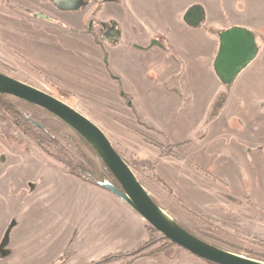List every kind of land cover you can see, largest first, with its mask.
Segmentation results:
<instances>
[{
    "label": "rangeland",
    "instance_id": "1",
    "mask_svg": "<svg viewBox=\"0 0 264 264\" xmlns=\"http://www.w3.org/2000/svg\"><path fill=\"white\" fill-rule=\"evenodd\" d=\"M48 1L0 0V5H2L0 6V36L15 39L25 38L23 40L31 37L32 41L43 47L50 45L48 41L51 39L55 40L46 32L52 31L66 37L64 36L66 31H62L59 25L44 23L28 11L29 9L37 10L53 15V5ZM74 16L80 21V14L77 16L75 13L67 14L69 19ZM84 18L87 19V16ZM41 30L45 33L44 35L38 33ZM86 35L84 34L83 37L92 44L91 36ZM45 42L48 44H44ZM18 43L19 45L16 46L20 50L30 46V44L26 46L20 39ZM75 44L68 42L62 50L68 49L73 52L76 56L75 60H79L78 57L84 60L80 54L77 55ZM3 45L8 53H13L15 50L11 46ZM34 47L32 48L34 49ZM0 50L2 49L0 48ZM38 51L44 59L40 58V60L48 65L45 68L50 72L49 76L54 77L59 83V88L55 89L43 79L34 76L35 73L30 68L27 69L31 74L19 69L13 75L68 102L97 123L129 160L145 164L146 168L142 171L140 168L130 166L149 189V192L174 219L193 227L196 221L200 220L198 215H204L214 226L218 227V231H223L224 236L235 244L231 248L232 250L246 257L264 261V183L262 184L264 171L259 170L255 154L246 158L239 154L236 155V153L234 156L224 154L221 147L213 150L210 147L208 150H203L204 155L201 157L206 162L205 168L208 170L198 169L201 174L206 176L210 189L225 198L226 203L223 207L226 210L223 209L225 211L223 216H227V221L230 224L225 220L211 218L201 211H196L187 206L174 192V188L170 184L171 182L173 184L174 180L171 173L173 167L165 164L160 166L159 169L163 174L157 170L160 148L147 143L138 133L135 134L128 129L126 124L147 133L164 144H167L169 140L161 139L160 135L146 131V128L140 124L137 115L119 96V88L107 84L114 82L113 79L108 78L105 71L101 72L96 69L95 61L84 60V63L95 66V72L87 70L91 76L81 77L80 75L79 77L76 72L61 68L62 62L65 61L60 59L64 56L63 54L54 55L55 51L50 52L42 48H39ZM66 53L68 51H65L64 54L66 55ZM27 56L30 60L35 57L39 59L38 55L28 54ZM18 57L10 60L16 62L18 67L25 69L27 67L25 62L21 61L20 56ZM67 58L71 59L72 57ZM140 61H142L141 65L137 63L138 61L133 63L127 60V67L121 68L115 65V71L121 74L123 92L128 93L133 99L136 106L135 112L141 121L146 120L164 131L172 143L183 142L182 140L185 139L202 141L200 138L204 135L201 130L205 129L203 127L208 129L209 124L206 120L209 118L206 116L204 120L202 119L199 124H196V114L201 110V108H197L195 109L196 118L186 119L188 117L184 116V112L191 110L189 104L180 110L174 108L166 111L161 106L163 93L151 88L152 80L154 82L156 79L145 74L149 68L150 58L143 56ZM136 70L140 71V76L136 74ZM68 72L71 73L68 74ZM99 85L100 87H98ZM202 98V93H195L190 101ZM6 99L22 108L25 114L35 119L38 116L39 120L47 127V131L52 133L65 149L72 153L73 158L78 159L80 150L97 163L94 153L80 141L72 146L67 144L64 138L72 135L73 131L61 119L45 113L35 105L20 102L14 98L6 97ZM180 99L184 98L181 96ZM189 99L187 98V100ZM259 103L260 107L261 102ZM260 109L262 110V107ZM256 127L255 125L254 129ZM255 133L263 138L264 128H258ZM233 134L235 135V133ZM198 136L199 139H197ZM223 141V145L225 143L239 145L243 142L235 136L227 137ZM190 143L191 141L182 144L177 150L186 155L188 159H195L198 152L196 151L194 154L195 146ZM241 144L246 147L248 152H251L250 149L252 150L253 145ZM231 157L234 161L237 160L236 158L242 159L249 168L248 172L243 168L239 170L234 161L230 159ZM70 159L71 156L59 151L56 147L41 146L36 139L17 126L8 112L0 108V239H4L11 221H17V225L9 235L7 247L10 249L9 251L13 252V255L5 258L0 254V264H80L109 252L134 248L145 238H148V232L146 235L145 229L134 221L137 217L136 211L131 206L122 205L121 198L113 193L109 199L106 193H110V191L107 189L88 182L86 184V181L76 177L71 172ZM173 159L176 158L173 157ZM254 159V169H257L259 175L254 170L252 172L249 167V163ZM226 160H229L230 163L223 164ZM65 164L68 166L63 169L62 166ZM221 168H224L226 177L231 181L232 189L226 187L219 180L221 179L218 178L221 175ZM210 169H214L215 172ZM157 179L161 180L164 186L157 182ZM259 180L261 182H258ZM175 181L178 182V179L176 178ZM178 184L177 187L181 185V195L184 199L191 198L188 185L180 182ZM97 189L100 190L99 193H102L101 196L96 194ZM195 196L196 200L201 198L200 193H195ZM242 221L244 223L240 224ZM131 264L209 263L193 256L184 248L174 246L166 252L153 253L139 258Z\"/></svg>",
    "mask_w": 264,
    "mask_h": 264
},
{
    "label": "crops",
    "instance_id": "2",
    "mask_svg": "<svg viewBox=\"0 0 264 264\" xmlns=\"http://www.w3.org/2000/svg\"><path fill=\"white\" fill-rule=\"evenodd\" d=\"M194 4H201L205 9L206 22L201 27H192L181 19L184 11ZM108 8L115 14L117 20L128 33L130 42L136 41L144 44L150 38L156 37L167 47H154L144 54L127 49L124 51L126 58L121 63L116 58H118L117 54L123 51L115 50L114 66L127 67V60L133 63L138 61L137 63L141 65L140 59L143 56L150 58L149 68L145 74L148 76L151 71H157L159 76L156 81L153 82L152 80L151 88L163 93L161 106L169 111L174 108L180 110L189 104L192 111L184 112V116L188 117L186 119L196 118L195 109L201 108L200 112L196 114V124H199L206 116L209 118L206 120L209 127L205 129L204 136L201 138L202 141L189 139L190 144L195 146L194 154L196 151L198 152L196 158L188 159L183 153L184 158L182 160L165 157L160 160L157 170L161 172L159 168L164 164L173 167L171 173L174 180L172 179L173 184L172 182L170 184L177 196L190 208L201 211L211 218L228 222L227 216H223L225 215L223 210L225 209L223 207L226 203L225 198L210 189V186L207 185L206 176L201 174L198 168L208 170L205 168L206 162L201 157L204 155L203 150H208L210 147L212 150L221 147L224 154L227 153L231 156L236 153V155L239 154L241 157L248 158L251 154H255L259 170L264 171V140H262L264 137L262 138L255 133L258 128H264V0H124V6L109 4ZM232 26H241L252 30L259 38L260 51L237 77L233 85L228 88L224 87L217 77L214 70V59L218 50L217 31ZM34 61L48 66L42 60L34 59ZM86 68L83 65V73L86 71L85 74L90 75ZM135 72L140 76L139 70ZM171 77L173 78L170 80ZM195 93H202L203 98L190 101ZM225 93L227 94L226 100L218 105L222 94ZM186 95L187 98H190L189 100L185 98ZM181 96L184 99H180ZM259 102H261L260 107ZM144 122L151 125L146 120ZM255 125L257 126L256 129H254ZM233 136L243 141L241 143H244L245 146L253 145L252 150L250 149L253 153L248 152L241 143L239 145H232V143L223 145V139ZM236 159V161L232 160L237 168L239 170L243 168L244 171L246 169L248 172L249 168H247L246 163L242 159ZM229 160L224 161L223 164L230 163ZM254 162L255 159L249 163V167L252 172L253 170L257 172V169H254ZM242 164L243 167H241ZM212 171L215 172L214 169ZM220 173L222 176L218 177L221 178L219 180L226 187L232 189L233 186L230 187L231 181L226 177L224 168H221ZM257 175H259L258 172ZM176 178L178 182L188 185L191 198L184 199L181 195V185L177 187L179 184L175 181ZM74 180L79 181V179ZM263 183L264 176L262 178ZM99 191L97 189L95 192L101 196L102 193ZM195 193H200L201 198L194 199ZM106 195L109 198L112 193H106ZM120 203L129 206L122 199H120ZM135 215L137 216L134 220L135 223H139L147 235L144 220L139 215ZM130 216H132L131 213ZM243 223L242 221L240 224ZM2 241L3 239H0V245ZM12 255L13 252L11 251V254L5 258Z\"/></svg>",
    "mask_w": 264,
    "mask_h": 264
},
{
    "label": "water",
    "instance_id": "3",
    "mask_svg": "<svg viewBox=\"0 0 264 264\" xmlns=\"http://www.w3.org/2000/svg\"><path fill=\"white\" fill-rule=\"evenodd\" d=\"M204 20L205 12L200 4L191 6L185 14V22L193 27H201ZM219 35L220 51L215 59V70L223 83L230 86L259 53L260 44L256 41V34L246 27H229ZM0 94L12 95L43 107L79 133L119 183L118 186L105 182L103 186L128 203L148 224L170 241L216 264H264V261L244 257L205 241L184 228L153 199L105 131L61 98L1 72ZM226 97V93L222 94L218 105H221ZM16 225L17 221L12 220L1 246L9 240L10 232Z\"/></svg>",
    "mask_w": 264,
    "mask_h": 264
},
{
    "label": "flooded vegetation",
    "instance_id": "4",
    "mask_svg": "<svg viewBox=\"0 0 264 264\" xmlns=\"http://www.w3.org/2000/svg\"><path fill=\"white\" fill-rule=\"evenodd\" d=\"M48 3H50L51 5H53V9H54V12H53L54 14L53 15L50 14V13H47L46 14V13H44L42 11H37V10H32L31 11L29 9L28 11L30 13H32V15L34 17H36L37 19H40V20L44 21V23L59 25L62 28L61 29L62 31H66L65 33L63 32L64 33V36H66V37H62V36L58 35L55 32H52V31L50 33L44 31V32L47 33L48 36L51 35L50 37H52L53 39H55V40H52L51 39L50 41H48V43L50 44L48 46L47 45H44V44H48V43L45 42L43 44L44 47L41 46V45H39V44H37V43H35V41H32V38L31 37L29 38L30 41H28L29 40L28 38L26 40H23L25 38H23V39L19 38L20 41L24 42V44L26 46H28V44H30V46H28L27 49L20 50V48L16 46V45H19V43H18L19 39H15L13 37L8 38V37L0 36V39L2 38V40H1L2 42L0 41V48L2 49V50H0V72L1 73H4V74L9 75L11 77H14V78H16L18 80H21V79L17 78L16 76H14L13 74H15L17 72V70H19V69H21V70H23V71L31 74L30 71H28V69H27V68H30L35 73V75L33 73H32V75L43 79L46 83H48L49 85H51L53 88L57 89V88H59V83L54 79V77L49 76L48 73H50V72L47 71L46 68H45V66L43 64H41L40 62H35L34 59L33 60L28 59L27 58L28 57L27 56L28 54L29 55H38L39 56V59L36 58V57H35V59H38V60H40V58L43 59L39 55V51H38L39 48H42V49H45V50H49L50 52L51 51H55L54 55H62L63 54L65 57L66 56L67 57H72L71 59H68L67 57L66 58H63L64 56H62L60 59H64L66 61V63H65V61L62 62L63 65H62L61 68H63L64 70L73 71L74 73L76 72V74L79 77H80V75H81V77L82 76L83 77L84 76L85 77L86 76H89V74L83 73V70H82L83 69V65L87 67L86 69L92 70V71L95 72V66H92L90 63L89 64H87L86 62L84 63V60L95 61L97 63L96 69H98L99 71L101 70V72L105 71L106 74H108L107 77L110 78V79L111 78L113 79L114 82L107 83V84L109 86L118 87L119 88V90H118L119 96H121L120 93H125L126 95L129 96V98H130L129 104L126 102V98L125 97H123V96H121V97L125 100L126 105L130 109H132L133 112L137 115L138 120H140V124H142L146 128V131L147 132H149V133H155L157 135H160L161 136V139H167V140H169V142L171 144H180V146L178 148H180L182 144H184L186 142H190V140H184L183 142L172 143L170 141V139H168V137H167V135H166V133L164 131L158 130L157 128H155V126H152V125L144 122L143 120L141 121L140 117L135 112L136 111V106L134 105L133 99L131 98V96L128 93H126L125 91L123 92L122 77H121L120 74H118L115 71V66H114V63H113L114 62V58H115L114 57L115 56L114 51L115 50H119V49L123 51L122 53L117 54L118 55L117 56L118 58H116L118 60V62L121 63L123 61V59L126 58V54L124 53V51H126L127 49H132V50H134L137 53L144 54L146 51H148V50H150L151 48H154V47H157V48H167V47L164 46L163 42L159 38H156V37L150 38V40H148V42H146L144 44L138 43L136 41H134V42H130L129 41V35H128V33L124 30V28H123L122 24L119 22V20H117L115 14L108 8V5L109 4H118L120 6H124V0H49ZM0 6H2V5H0ZM191 6H193V5H191ZM19 7H22V6L19 5ZM190 7H188L184 11V13L181 15V19L184 22H185V14H186L187 11H189ZM203 8H204V6H203ZM204 12H205V9H204ZM73 13H75L76 16L78 14L81 15L80 21H78L75 16L72 17V18L70 17V19L67 17V14H73ZM85 16H87V19L84 18ZM205 22H206V13H205V20L203 21L202 25H205ZM186 24H188V23H186ZM188 25H190V24H188ZM33 29H35V28H33ZM33 31L36 32L35 30H33ZM223 31H224V29H220L216 33V36H217V39H218V50H217V53L215 55V59L217 58V56L219 54V51H220V35H219V33L220 32H223ZM141 32H143V31H141ZM38 33H41L43 35L45 34V33H43L42 30L41 31H38ZM84 34H87L86 36H88V35L91 36V38L93 40L92 44H90V42L88 41L87 38L83 37ZM143 37H145V36H143ZM84 39H86V40H84ZM258 39L259 38L256 36L257 43H258ZM68 42H70L71 44L76 43L75 44V48H77V51H76L77 52V55L80 54L84 58V60H81L80 57H78L79 60H75L74 58L76 56L74 55L73 52H70L68 49L67 50H62L63 47ZM3 44H6L8 46L13 47L15 49L13 51V53L6 52L5 49H4V47H3L4 46ZM33 45H35V46H37L39 48H36ZM32 47H34V49ZM49 51H48V53H49ZM65 51H68V53H66V55L64 54ZM17 55L21 57V61L25 62V64H26L25 66H27V67H25V69H22V68L18 67L19 65L16 62H13V61L10 60V59H13V58H19ZM56 57L58 58V56H56ZM215 59H214V70H215ZM215 72H216V70H215ZM70 73L71 72H68V74H70ZM216 74H217V72H216ZM240 74L241 73H239V75ZM78 76H76V77H78ZM149 76L152 79H157L159 75H158L157 71L153 70V71H151V73H150ZM217 77L219 78V80L221 81V83H222V85L224 87L230 88L233 85V83L235 82L234 81L230 86H228L227 84H224L223 83V81L218 76V74H217ZM172 78L173 77H171L170 80ZM101 79L103 81H105L103 78H101ZM21 81H23V80H21ZM23 82H25V81H23ZM25 83H27V82H25ZM104 84H106V82H104ZM30 85H32V84H30ZM51 94H53V93H51ZM29 104H32V103H29ZM131 104L134 107H131L130 106ZM32 105H35V104H32ZM35 106L38 107L40 110L44 111L45 113H47L49 115H53L47 109H45L43 107H40L38 105H35ZM33 120L40 127H44L45 126L43 124V122H41V120H39V117L38 116H36V119H33ZM126 127L136 134V132L133 130L135 128H133L131 126H127V124H126ZM203 128L206 129V127H203ZM205 129H203L204 131L201 130L202 133H203V135L205 133ZM140 132H143V131H140ZM143 133H145V132H143ZM145 134L148 135L147 133H145ZM199 136H198L197 139H199ZM201 138H203V137H201ZM201 138H200V140H201ZM115 148L120 153V150L117 148V146H115ZM159 150H160V152H159V157H158L159 158V161L157 162L158 164H159V162H160V160L162 158H165V156L164 157H161L160 156L162 150L161 149H159ZM178 152L184 158V156L181 153V151H178ZM176 159H178V158H176ZM182 159H178V160H182ZM67 166L68 165L65 164V166L63 165L62 167H63V169H65V168H67ZM75 176L78 177L77 175H75ZM78 178L79 179H82L80 177H78ZM139 180H140V178H139ZM83 181H86V182H88L90 184H95L97 186H100V185L96 184L93 181H87V180H83ZM105 182H111V181H103L102 182V185ZM100 187L105 188L104 186H100ZM144 187L149 192V189L146 186H144ZM105 189H107V188H105ZM108 191H110V190H108ZM111 193H113V192H111ZM151 196L153 197V199L158 204H160L154 198V196L152 194H151ZM141 218L144 220L143 217H141ZM144 222H145V228L147 230V225H150V224H148V222L146 220H144ZM228 224H230V223H228ZM147 232H148V230H147ZM7 242L8 243L7 244H4L3 246L0 245V254L1 255L2 254H5V257H7V256H9L11 254V251H9L10 249L7 248L8 245H9V240ZM228 247L230 248V246H228ZM127 250H129V249H127ZM229 251H232V252H235V253L239 254L238 252H236L234 250H229ZM191 254L193 256H196L193 253H191ZM143 257H145V256H143ZM196 257H198V256H196ZM244 257H246V256H244ZM58 258H60V257H58ZM198 258L201 259L200 257H198ZM248 258H252V257H248ZM256 260H258V259H256ZM90 261H92V260H90ZM86 262H89V261H86ZM204 262H206V261H204ZM83 263H85V262H83ZM83 263H80V264H83ZM112 264H115V263H112Z\"/></svg>",
    "mask_w": 264,
    "mask_h": 264
},
{
    "label": "trees",
    "instance_id": "5",
    "mask_svg": "<svg viewBox=\"0 0 264 264\" xmlns=\"http://www.w3.org/2000/svg\"><path fill=\"white\" fill-rule=\"evenodd\" d=\"M121 96L126 98V102L129 104L130 98L125 93H120ZM6 97L14 98L18 101L26 102L22 99L16 98L12 95L8 94H0V108L8 112L13 121L17 124L19 128H22L25 133L29 134L32 138L36 139L39 144L43 147H56L59 151L64 152L65 154L71 156L69 166L71 167V172L82 178L83 180L93 181L96 184L103 186V181H111L112 183L119 185L114 175L110 172L108 167L104 164V162L100 159L98 154L93 150V148L86 142V140L75 130L72 129L73 134L69 136H65L64 140L68 145L72 146L77 144L76 142H81L86 145L91 152L94 153L97 159V163L93 161L90 157H88L83 152H80V156L78 159L72 157V153L65 149L63 144L58 141V139L49 131H47V127H40L38 124L34 122L35 119L32 116L25 114L19 106L17 107L15 104L11 103L6 99ZM28 103V102H26ZM131 107H134L132 104ZM136 133H138L147 143H150L156 147H159L162 152L160 154L161 157L164 156H173L178 159H182V155L177 151V148L180 144H171L168 142L164 144L149 135H146L143 132L138 131L137 129H133ZM123 158L127 161L129 165L134 168H140L142 171L146 168L145 164H140L135 160H129L125 154L120 151ZM63 160V159H62ZM142 184L145 186L143 181L140 179ZM157 182L162 184L161 180L157 179ZM200 220L196 221L193 227L185 225L183 222H180L176 219L184 228L202 238L205 241H208L214 245L220 246L222 248L232 250L231 248L235 246V244L226 236H224L223 231H218V227L214 226L213 223L208 220V218L204 215H198ZM148 230V238L142 241L137 247L129 249V250H118L106 253L101 257L85 262L83 264H112L121 262L122 264H131L138 258L143 256L152 255L153 253H163L168 249L178 246L176 243L170 241L166 236L160 234L157 229L152 227L151 225H147ZM230 246V248L228 247ZM1 256H5L2 254ZM201 260L206 261L209 264H216L210 262L206 259L201 258Z\"/></svg>",
    "mask_w": 264,
    "mask_h": 264
}]
</instances>
